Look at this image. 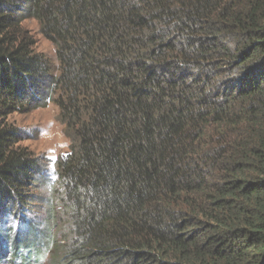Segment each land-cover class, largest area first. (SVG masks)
Returning a JSON list of instances; mask_svg holds the SVG:
<instances>
[{
  "label": "trees",
  "instance_id": "16d2710c",
  "mask_svg": "<svg viewBox=\"0 0 264 264\" xmlns=\"http://www.w3.org/2000/svg\"><path fill=\"white\" fill-rule=\"evenodd\" d=\"M51 103L53 181L12 119ZM0 229V264H264V0H0Z\"/></svg>",
  "mask_w": 264,
  "mask_h": 264
},
{
  "label": "rangeland",
  "instance_id": "374dc122",
  "mask_svg": "<svg viewBox=\"0 0 264 264\" xmlns=\"http://www.w3.org/2000/svg\"><path fill=\"white\" fill-rule=\"evenodd\" d=\"M23 25L33 37L36 51L54 60V49L52 45L38 33L36 23L33 21H26ZM12 119L27 139L23 142V146L34 153L35 157L40 162V171H43L45 175L53 181L55 178V172L53 170L54 163L56 159L64 156L69 148V142L63 134L64 128L57 122V107L51 103L44 108H37L23 115H14ZM34 193L36 197H44L45 195L41 188H38ZM35 211V213L32 212L33 214H31L32 216L30 218L26 215L24 219L28 218L30 221H34V217L36 220L44 219L46 214L44 206L39 204V206L35 208ZM8 223L12 224L13 220L8 218ZM17 224L18 223L14 224L15 227ZM20 227L21 226L18 228ZM24 228L25 226L18 230L23 232ZM2 231L3 230L0 229V233Z\"/></svg>",
  "mask_w": 264,
  "mask_h": 264
}]
</instances>
